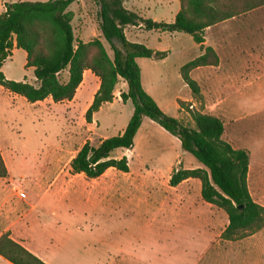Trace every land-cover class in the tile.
<instances>
[{
  "label": "rangeland",
  "instance_id": "rangeland-1",
  "mask_svg": "<svg viewBox=\"0 0 264 264\" xmlns=\"http://www.w3.org/2000/svg\"><path fill=\"white\" fill-rule=\"evenodd\" d=\"M5 1L16 0H0V11H4ZM124 4L144 17L165 21H171L178 6L176 0H124ZM68 10L75 37L83 41L101 38L112 54L99 31L98 5L93 0H79ZM135 29L127 26V31ZM214 30L232 34L248 53L218 47L216 65L190 69L188 75L199 85L200 98L193 97L180 75L181 66L205 50L203 46L199 52L188 33L151 42L149 47H162L167 56L163 60L140 58L142 83L166 113L185 124H194L187 107L220 117L223 138L234 147L247 149L250 196L264 205V70L257 67V51L264 42V6L232 16ZM25 62V51L17 48L2 70L10 79L21 80L25 75L35 83L33 70ZM66 72H60L62 81L67 79ZM83 74L78 91L90 75L99 84V76L91 69ZM89 94L87 90L81 98L56 103L47 99L36 105L0 86V143L7 150L8 162H13L11 173L23 176H17V185L26 196L19 208L0 209V235L8 233L48 264H114L113 258L135 252L156 260L173 242L185 244L186 253L178 256L193 261L202 244L220 240L216 232L227 225L228 216L202 198L198 178L182 185L169 184L175 168L200 163L182 150L178 136L156 120L144 119L132 148L112 152L115 157L128 156V172L109 168L95 179L83 173L68 179L72 174L67 170L69 162L83 143L97 145L104 137L122 132L134 108L131 101L116 100L88 122L85 103ZM179 100L185 101L184 108ZM122 174L137 179L118 178ZM54 177H59L57 182ZM50 180L55 182L51 192ZM146 192L151 194L147 198ZM186 203L190 208L184 207ZM250 235L237 236L235 231V238L216 242L206 258L212 264H264V231L256 237ZM0 264L13 263L0 255Z\"/></svg>",
  "mask_w": 264,
  "mask_h": 264
},
{
  "label": "trees",
  "instance_id": "trees-1",
  "mask_svg": "<svg viewBox=\"0 0 264 264\" xmlns=\"http://www.w3.org/2000/svg\"><path fill=\"white\" fill-rule=\"evenodd\" d=\"M78 0H16L4 3L0 11V85L25 97L30 102L51 96L55 102L72 99L83 80L85 69L99 76L100 83L92 102L85 111L91 122L100 107L113 101L114 91L120 78L127 83L121 90L123 102L131 100L134 108L122 132L103 138L97 145L85 141L71 158L73 174L83 173L96 178L109 168L128 172V157L112 156L116 149H130L143 118L156 120L167 131L180 139L183 151L191 153L200 166L175 168L169 184L176 186L188 178L201 181L202 198L224 209L228 225L221 233L223 239L253 234L264 228V205L257 203L247 185L249 153L245 148L234 147L223 138L224 123L212 113L187 107L193 125L166 113L142 84L139 57L163 59L166 50H156L142 42L132 41L125 34L130 25L145 29L183 32L197 43L204 41L208 26L246 13L264 5V0H179L180 9L173 21H157L143 17L127 8L124 0H93L98 5L97 19L101 36L108 44L109 53L101 38L83 41L75 37L69 6ZM26 52V66L32 67L35 83L6 77L1 69L11 56L12 48ZM203 47V46H202ZM180 68V75L200 98V88L190 77L189 70L201 65H216L218 55L211 46ZM67 70V79L59 78ZM178 105L184 108L185 101ZM8 175V169L0 150V177ZM0 255L13 264H48L37 254L12 239L8 233L0 235Z\"/></svg>",
  "mask_w": 264,
  "mask_h": 264
},
{
  "label": "crops",
  "instance_id": "crops-1",
  "mask_svg": "<svg viewBox=\"0 0 264 264\" xmlns=\"http://www.w3.org/2000/svg\"><path fill=\"white\" fill-rule=\"evenodd\" d=\"M176 1L178 3V6H177L176 10L174 11V14H172L173 16H172L171 21L174 20L175 14L180 9V1L179 0H176ZM5 2H7V1H5ZM161 4H162V2H161ZM233 18H235V17H233ZM230 19L231 18L226 19V20L221 21V22H218V23H216L214 25L208 26L205 29V31H204V41L202 43H197V42L194 41V44H192V45H194V47L197 48L199 52L202 51L201 50V47L202 46H204V47L211 46V47H213L215 49V51L217 53H219L218 47L228 48V49L231 50L230 52H232V53H236V52H239V53H244V52L245 53H248V50L245 48L244 45H242L241 43H237L236 41H234L232 39V37H231L232 34L229 33L228 35H226V32H224V31H219L220 33L219 32L218 33L217 32L215 33V30L214 29L216 27H218L220 24H222V23H224V22H226V21H228ZM154 20H156V19H154ZM157 21H165V20H159V19H157ZM167 22H170V21H167ZM130 26H132L134 28L136 27V29L131 32V31H127V27H126L125 28V34H126V36L128 38H129V36H131L129 39H131L132 41L142 42V43H144L147 46H152L151 45V42H153V41H156V42L160 43L163 40L164 36H166V35H169L171 37L172 36L177 37L179 34L183 33V32H169V31H166V30H159V29H157V30L156 29H150V30H148V29L143 28L141 25H138V26L130 25ZM152 48L153 49H156V50H163L162 47H154V45H153ZM261 48L262 49H260L259 51H257V55H258L257 56V67H258L259 70H264V42H263V46ZM15 49H17V47H16V44L14 43V46L12 48V54H11V56L13 55ZM235 50H240V51H235ZM140 58H142V57L137 58L138 63H140L139 62L140 61ZM156 60H159V59H156ZM25 65H26V62H25ZM2 67H3V65H2ZM2 67H1V69H2ZM32 70H33V68H32ZM2 72H4V71H2ZM141 72H142V70H141ZM5 75L8 78L10 77L6 73H5ZM11 78H14V77H11ZM91 79H92V81H91ZM142 79H143V76H142ZM21 80H27L25 78V75H24V77ZM99 83H100V81H99ZM119 83H122L121 84L122 85L121 90H127V83H126V81L123 78H120L119 81H118V83H117V85H116L115 91H114L113 101H111V102H114L116 100L117 101H122L121 100V97H120L121 90H120V92H117V90H118V84ZM81 84H82V82L80 83V85ZM0 86H2V85H0ZM98 87H99V84L97 83L95 77H93L92 75H90L89 78H88V80H87V84L83 87V89L80 90V91H78V88L79 87L77 88V91H76L73 99L81 98L84 95V92H86L87 90H90L89 98H88V100L85 103L87 105V107H88L90 105L89 103L92 102L93 95H94L93 93H94V91H96L98 89ZM93 89H94V91H93ZM146 91L148 92V90H146ZM11 93L14 96H17L18 95L17 93H14V92H11ZM47 99L53 100L51 96H48V97H46L43 100H47ZM43 100H38V101L32 102V103H34V104L37 105L38 103H40ZM127 101H131V100H127ZM53 103H56V102L53 100ZM108 103H110V102L104 103L100 107V109L97 112H95V113H98L99 111H101L103 109V107L106 104H108ZM145 118L146 117L143 118V121H144ZM143 121H142V123H143ZM123 149L125 151L128 150L126 148H123ZM0 150H1L2 156L4 158V162H5V164L7 166V169H8V175L0 177V209H3V208L4 209H6V208L17 209V208H19V206L21 204V199H23V198L26 197L25 195H23L20 192V189L18 188V185H17L18 179L20 178L21 175H13L11 173V171H10V164L13 163V162H8V159H7V157H6L5 153H4V151H7V150L2 146L1 143H0ZM123 155H126V154H123ZM67 170H68V172H70V165H69V167H68ZM124 173H126V172H124ZM56 175H58V174H56ZM79 175L80 174H73L72 173L68 177V179L71 180L72 178L80 177ZM60 176H62L61 173H59V177ZM81 176H82V174H81ZM21 177H23V176H21ZM59 177L57 179H55V177H54V179H52V180L53 181L55 180V182H57V180L59 179ZM118 178H124V179H129V180H136L137 179L136 177H134L132 175H125V174H122V176L121 177H118ZM93 179H95V178H93ZM39 180H41V179H39ZM52 180H50V181L47 182L49 184L48 190L50 189V192H51V190L53 188V184H55V182L53 183ZM189 181L196 182V178H188V179H185L182 182H180L179 184L182 185L184 183H188ZM145 194H147L146 195V198L151 195L150 192H146ZM212 205H214V204H212ZM184 207L190 208V203L184 204ZM227 225H228V222H227ZM226 226L219 232V234H217V232H216V236L217 235H221V233L226 228ZM263 231H264V228L262 230H260V231L258 230V232L250 235L249 237L250 238L256 237L258 234L260 235ZM221 239H222V237L218 241L220 242ZM222 240H223V242H226L227 241L226 239H222ZM218 241L217 240H213L211 242H208V243L205 242V244H202L200 246L201 249L197 250V255H196V257H195V259L193 261H190L188 259L186 260V258L183 259L182 256H178L179 254H182V253L185 254L186 253L185 252V246H184L185 244L179 243V242H173L172 245L167 246L170 249L165 253V255L164 256L157 257L156 260H154V259H152V258H150L148 256H143V255L135 252V253H132V254H128V255H124V256H118L117 258H113V263L114 264H212V262H209L208 261V258H206V254H208L210 252L211 248L214 245H216V242H218ZM230 242H232V241H230ZM35 254L38 255L37 252H35ZM166 255H167V258H166ZM213 264H215V263H213ZM225 264H226V262H225Z\"/></svg>",
  "mask_w": 264,
  "mask_h": 264
}]
</instances>
